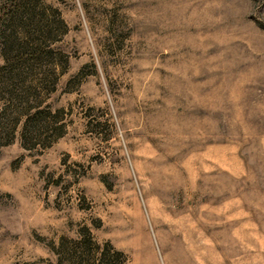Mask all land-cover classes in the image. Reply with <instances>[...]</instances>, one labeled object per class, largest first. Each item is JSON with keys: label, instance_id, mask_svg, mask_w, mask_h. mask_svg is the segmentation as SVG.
Returning <instances> with one entry per match:
<instances>
[{"label": "rangeland", "instance_id": "rangeland-1", "mask_svg": "<svg viewBox=\"0 0 264 264\" xmlns=\"http://www.w3.org/2000/svg\"><path fill=\"white\" fill-rule=\"evenodd\" d=\"M264 264V0H0V264Z\"/></svg>", "mask_w": 264, "mask_h": 264}, {"label": "trees", "instance_id": "trees-1", "mask_svg": "<svg viewBox=\"0 0 264 264\" xmlns=\"http://www.w3.org/2000/svg\"><path fill=\"white\" fill-rule=\"evenodd\" d=\"M98 264H108V259H105V257H103L102 260H99Z\"/></svg>", "mask_w": 264, "mask_h": 264}]
</instances>
